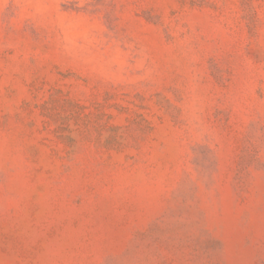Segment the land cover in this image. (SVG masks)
<instances>
[{
    "label": "rangeland",
    "instance_id": "374dc122",
    "mask_svg": "<svg viewBox=\"0 0 264 264\" xmlns=\"http://www.w3.org/2000/svg\"><path fill=\"white\" fill-rule=\"evenodd\" d=\"M0 264H264V0H0Z\"/></svg>",
    "mask_w": 264,
    "mask_h": 264
}]
</instances>
